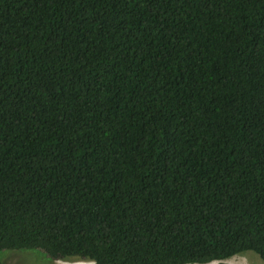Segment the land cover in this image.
I'll return each instance as SVG.
<instances>
[{"label": "trees", "instance_id": "trees-1", "mask_svg": "<svg viewBox=\"0 0 264 264\" xmlns=\"http://www.w3.org/2000/svg\"><path fill=\"white\" fill-rule=\"evenodd\" d=\"M0 238L264 264V0H0Z\"/></svg>", "mask_w": 264, "mask_h": 264}, {"label": "rangeland", "instance_id": "rangeland-1", "mask_svg": "<svg viewBox=\"0 0 264 264\" xmlns=\"http://www.w3.org/2000/svg\"><path fill=\"white\" fill-rule=\"evenodd\" d=\"M93 264L78 258L51 260L38 251H6L0 253V264ZM229 264H263L261 257L253 252L246 251L226 260ZM216 264V262L210 263Z\"/></svg>", "mask_w": 264, "mask_h": 264}, {"label": "snow or ice", "instance_id": "snow-or-ice-1", "mask_svg": "<svg viewBox=\"0 0 264 264\" xmlns=\"http://www.w3.org/2000/svg\"><path fill=\"white\" fill-rule=\"evenodd\" d=\"M3 249H4V241H3L2 238H0V251H2ZM207 258L211 262L212 260L223 258V255L222 254H216V255H214L212 253H208L207 254ZM14 264H18V262H14Z\"/></svg>", "mask_w": 264, "mask_h": 264}]
</instances>
